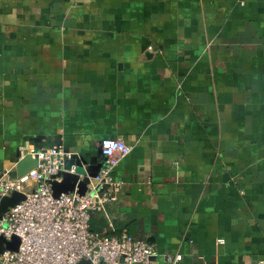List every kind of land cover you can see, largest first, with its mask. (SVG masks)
<instances>
[{
    "label": "crops",
    "instance_id": "crops-1",
    "mask_svg": "<svg viewBox=\"0 0 264 264\" xmlns=\"http://www.w3.org/2000/svg\"><path fill=\"white\" fill-rule=\"evenodd\" d=\"M105 137L131 152L93 230L264 264V0H0V172Z\"/></svg>",
    "mask_w": 264,
    "mask_h": 264
},
{
    "label": "built area",
    "instance_id": "built-area-1",
    "mask_svg": "<svg viewBox=\"0 0 264 264\" xmlns=\"http://www.w3.org/2000/svg\"><path fill=\"white\" fill-rule=\"evenodd\" d=\"M105 163L97 176L91 177L82 195L72 192L55 196L53 182L61 181L65 160L76 156L62 146L22 151L37 159V166L22 176L12 169L0 172V199L20 192L25 198L6 212L0 211V237L11 241L20 238L17 250L4 249L0 264H159L178 262L181 253L161 254L146 240L131 236L107 235L91 228L95 213H105L122 187L115 168L130 152L121 138L105 137L100 141ZM108 227L113 229V222Z\"/></svg>",
    "mask_w": 264,
    "mask_h": 264
},
{
    "label": "water",
    "instance_id": "water-1",
    "mask_svg": "<svg viewBox=\"0 0 264 264\" xmlns=\"http://www.w3.org/2000/svg\"><path fill=\"white\" fill-rule=\"evenodd\" d=\"M37 159L31 154H26L17 162L16 173L22 176L29 170L37 166ZM104 163H99L96 166L90 165V162L82 156H74L71 159L65 160V169L61 181L53 182V192L55 196L61 193H68L74 191L76 188L80 194L86 191V185L91 177L97 176ZM25 198V195L20 192H14L12 196L0 199V211L6 212L9 207H12ZM20 243V238L14 236L11 241H7L0 237V254L3 250L11 249L17 250ZM79 264H89L88 260H82Z\"/></svg>",
    "mask_w": 264,
    "mask_h": 264
}]
</instances>
